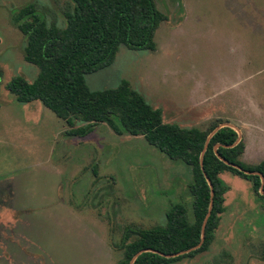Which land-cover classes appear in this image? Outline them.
<instances>
[{"label": "rangeland", "instance_id": "374dc122", "mask_svg": "<svg viewBox=\"0 0 264 264\" xmlns=\"http://www.w3.org/2000/svg\"><path fill=\"white\" fill-rule=\"evenodd\" d=\"M69 2L0 0V264H118L126 226L164 224L177 202L191 209L190 168L142 135L99 123L86 136H68L66 122L40 101L18 103L6 89L11 77L32 81L38 73L24 60L12 11L33 3L63 26ZM155 3L167 16L156 49L121 45L111 65L85 75L88 87L126 79L164 122L231 123L245 144L241 160L264 159V0ZM220 177L225 210L209 249L172 264H264V205L250 181Z\"/></svg>", "mask_w": 264, "mask_h": 264}, {"label": "trees", "instance_id": "16d2710c", "mask_svg": "<svg viewBox=\"0 0 264 264\" xmlns=\"http://www.w3.org/2000/svg\"><path fill=\"white\" fill-rule=\"evenodd\" d=\"M62 16L64 25L59 26L48 22L33 3L12 11L11 22L25 38L24 60L38 68L32 81L20 75L8 80L5 87L15 100L40 101L66 122L68 136H86L99 123L117 134L142 135L149 145L191 170V209L177 202L165 211L164 224L126 226L117 246L123 254L118 264H172L207 251L225 210L228 186L220 177L223 172L250 181L264 205V159L244 163V144L232 127H219L207 140L219 122L205 129L166 123L161 109L126 79L116 87H88L85 75L111 65L121 45L156 49L155 31L167 16L155 0H70ZM262 252L264 260V248Z\"/></svg>", "mask_w": 264, "mask_h": 264}, {"label": "water", "instance_id": "95a60500", "mask_svg": "<svg viewBox=\"0 0 264 264\" xmlns=\"http://www.w3.org/2000/svg\"><path fill=\"white\" fill-rule=\"evenodd\" d=\"M221 126H230V127H232L234 130H235V128L233 127V126H231V125H229L228 123H222V124H218L217 126H216V128L208 135V137H207V140L209 139V137L214 133V131H216L219 127H221ZM236 131V130H235ZM240 140V138H239V135H238V141ZM206 146V145H205ZM217 146H215V148H216ZM201 156H202V154H201ZM261 179H262V177H261ZM262 185H263V179H262ZM260 193L262 194V195H264V190H263V186H261V188H260ZM211 195H212V191H211ZM210 205H211V203H210ZM210 209V208H209ZM209 213H207V215H208ZM206 220V219H205ZM204 223H205V221H204ZM204 223H203V227H204ZM203 229V228H202ZM202 233H203V231H202ZM202 239H203V235H202ZM202 241V240H201ZM201 243V242H200ZM200 244H198L196 247H198ZM196 247H194V248H196ZM193 248V249H194ZM190 250V249H189ZM189 250H186L185 252H187V251H189ZM181 253H184V251L183 252H180V253H177V254H174V255H178V254H181ZM174 255H169V256H174ZM132 262H130L129 264H131Z\"/></svg>", "mask_w": 264, "mask_h": 264}, {"label": "crops", "instance_id": "0c3cea01", "mask_svg": "<svg viewBox=\"0 0 264 264\" xmlns=\"http://www.w3.org/2000/svg\"><path fill=\"white\" fill-rule=\"evenodd\" d=\"M231 126H234V125H232L231 123H229ZM235 127V126H234ZM248 132H250V131H248ZM249 136H251V133L249 134ZM239 138H240V140H241V137L239 136ZM242 141V140H241ZM243 142V141H242ZM243 144H244V142H243ZM246 146H247V144H246ZM247 148V147H246ZM245 144H244V151H243V153H242V155H241V157H243V155L245 156ZM263 160V159H262ZM261 161V160H260ZM259 161V162H260ZM258 163V162H257Z\"/></svg>", "mask_w": 264, "mask_h": 264}]
</instances>
